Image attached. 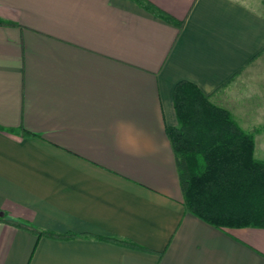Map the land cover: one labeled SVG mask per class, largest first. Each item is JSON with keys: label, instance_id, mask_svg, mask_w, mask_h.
<instances>
[{"label": "crops", "instance_id": "1", "mask_svg": "<svg viewBox=\"0 0 264 264\" xmlns=\"http://www.w3.org/2000/svg\"><path fill=\"white\" fill-rule=\"evenodd\" d=\"M146 1L181 26L132 0H0V264H264V228L186 210L168 134L189 82L264 161V3Z\"/></svg>", "mask_w": 264, "mask_h": 264}, {"label": "trees", "instance_id": "2", "mask_svg": "<svg viewBox=\"0 0 264 264\" xmlns=\"http://www.w3.org/2000/svg\"><path fill=\"white\" fill-rule=\"evenodd\" d=\"M132 1L181 26L148 1ZM173 99L179 126L168 128V134L186 210L216 228H264V161L255 158L254 136L244 132L229 111L214 105L192 83H178ZM0 221H5L4 217L0 216ZM14 225L38 238L78 236ZM108 240L136 246L129 241Z\"/></svg>", "mask_w": 264, "mask_h": 264}]
</instances>
